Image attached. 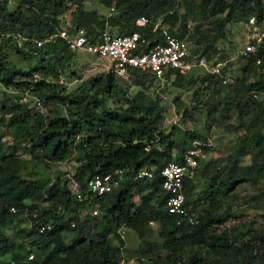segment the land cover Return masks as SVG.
Here are the masks:
<instances>
[{"label": "trees", "instance_id": "trees-1", "mask_svg": "<svg viewBox=\"0 0 264 264\" xmlns=\"http://www.w3.org/2000/svg\"><path fill=\"white\" fill-rule=\"evenodd\" d=\"M66 1L22 0L29 10L26 12L19 7L9 9L6 0H0V83L15 90L29 89L44 104L66 103L69 106L65 114L52 110L43 116L33 112L19 95L8 102L4 100L0 106V127L7 126L13 138L8 150L0 143V264H117L123 257L119 249L123 239L117 229L124 226L141 234L142 228L151 221L160 223L158 233L170 251L175 252L191 244L199 247L183 264H264V253L252 254V245L245 244L241 237L243 231L238 227L234 229L232 239L222 232L206 231L207 224L214 217L209 205L216 202L213 200L215 192L223 191L228 181L229 184L235 179L258 176L261 166L255 160L240 165L233 159L219 182L222 186L216 183L215 189H205L202 193L208 205L197 214L189 206L191 203L196 206L191 192L197 184V171L193 177L185 178L182 187L184 204L198 218V222L194 225L176 224L175 216L166 211L167 193L161 189L158 172L168 161L179 162L182 155L171 157L173 142L176 146L178 142L169 140L167 135L157 130L159 104L142 91H137L124 99L125 107L109 109L104 95L115 96L118 89L112 72L81 81L73 90L65 91L58 78L74 50H69L60 40L38 47L34 42L57 28L71 30L83 27L88 36H97L104 26L114 25L123 33L138 31L147 40V46L152 45L160 39L159 30H152L153 22L162 8H171L172 4L163 2L161 7L162 0H115L120 11L117 15L107 16L84 10L78 3L70 26H67L61 19L67 8ZM103 2L111 5V0ZM201 4L211 7L213 16L214 13H222L228 6L225 0H201ZM238 6L246 7L248 16L256 21L261 19V0H240ZM234 9L229 7L225 16L217 18L211 42L222 35V24L231 19ZM140 15L148 17L150 22L143 26L135 25V19ZM161 20L173 35L186 39L182 29L170 27L176 20L174 10L165 13ZM10 46L27 60L35 58L36 64L28 66V69L9 65L6 50ZM251 53L254 52L247 57ZM133 71L140 76L135 82L137 84L145 75L153 78L147 72ZM169 72L166 71V78ZM173 72L169 82L184 76ZM250 88L264 90V84L252 82L245 87L246 90ZM193 96L197 99V89L193 91ZM115 97L118 99V96ZM159 138L160 141L155 143ZM25 140L29 142L31 153H44L48 161H60L76 147L81 150L75 159L77 165L70 179L72 181L66 183L56 179L42 187L37 178L23 176L20 173L23 166L13 151L16 142ZM187 148L180 150L184 152ZM203 158L198 159L197 170ZM209 165L205 164L202 169L206 170ZM117 168H122L124 175L119 185L89 202L90 207H97L96 214L86 213L80 218L79 210L88 204L77 201L73 189L84 194L88 178ZM141 169L152 171V177L134 178ZM216 178V174L210 176L208 187ZM134 194L139 196L137 203L133 202ZM40 199L50 204L38 206ZM11 206L15 211L9 210ZM21 214H27L31 223L27 229V233L32 234L29 242L34 249L30 259L27 255L31 250L21 252V241L4 228ZM217 216L218 220H222L225 212ZM40 224H48L49 227L39 232L37 227ZM64 232H71L68 240L64 239ZM110 234L118 238L116 245L112 243ZM258 237L263 239L257 234L252 236L254 239Z\"/></svg>", "mask_w": 264, "mask_h": 264}, {"label": "rangeland", "instance_id": "rangeland-1", "mask_svg": "<svg viewBox=\"0 0 264 264\" xmlns=\"http://www.w3.org/2000/svg\"><path fill=\"white\" fill-rule=\"evenodd\" d=\"M6 2L9 9L19 7L29 12L22 0ZM163 2L171 3L172 7L162 8L157 17L161 18L173 10L176 12L174 24L172 26L168 24L172 29L184 31L183 35L188 40L193 57L204 56V65L193 67L186 75L175 78L163 86L148 75L137 84L135 82L140 76L133 70L117 73L111 70L105 57L73 51L68 61H65L67 66L62 69L58 82L65 86V91H71L81 81L112 72L117 80L118 89L115 96H118V99L115 96L104 95L109 109L125 107L124 99L137 91H142L157 102L160 106L157 130L160 134L167 135L169 140L178 142L177 146L173 142L171 157L182 155L183 151L180 148H187L193 142L198 143L205 154L197 170L196 187L191 192L193 198L195 197L196 206L189 204L196 214L208 205L207 198L202 193L205 189H215L216 183L224 178L233 159L240 165L255 160L261 166L258 176L251 179H235L229 184L228 181L223 191L215 192L213 200L216 202L209 205L214 217L207 224L206 231L222 232L232 239L235 236L234 229L238 227L243 231L241 237L245 244L252 245L254 250L252 254L258 252L263 254L264 90L254 88L246 90L245 87L252 82L264 84V0H261L262 17L259 21L248 16L246 7L238 6L240 0H225L228 6L222 13H214L217 17L213 16L211 7L202 6L201 0H162L161 7ZM66 3L67 8L61 14V19L67 26H70V20L75 13L74 8L78 3L84 10L101 15L107 14L110 6L104 4L103 0H67ZM110 3L114 7L113 15H117L120 11L119 6L115 5V0H111ZM229 7L235 8L231 19L223 22L222 35L211 42L216 32L215 21L219 16H225ZM109 27L111 31H121L118 26ZM248 41L256 42L254 53H251L250 57L241 56L239 51ZM6 60L9 65L20 69H28V66L37 62L33 57L28 60L23 58L14 52L12 46L6 50ZM215 62H221L220 74L210 72V66ZM223 77L227 78L224 83ZM195 89L197 99L193 96ZM253 92L255 96L252 95ZM16 95L21 96L20 99L25 97L22 101L27 102L33 112L36 111L43 116H47L52 110L59 114L68 112L69 106L66 103H37L36 94L29 89L15 90L0 83V106L4 100L8 102ZM12 141L9 128L1 126L0 143L8 150ZM159 141L160 138L155 143ZM28 146V140L16 142L13 151L23 166L20 169L23 176L37 178L42 187L50 185L56 179L66 183L72 181L70 179L77 165L75 159L81 150L76 147L62 160L48 161L44 153L35 155L29 151ZM205 164L210 165L203 170ZM213 174H216L217 178L208 187L210 176ZM218 185L222 186L220 183ZM138 201L139 196L134 194L133 202ZM48 204L49 201L41 199L38 201V206ZM220 212H225V218L222 220H218L217 214ZM30 224L28 215L21 214L4 227L8 234L21 241V252L31 250L27 259L32 258L30 253H34L29 242L32 234L27 233ZM159 227L160 223L157 221L148 222L142 228L143 232L139 234L122 226L124 230L122 259L130 261L131 264H183L191 253L197 252L199 247L193 244L175 252L170 251L158 233ZM255 234L263 236V239L252 238ZM70 235L71 232L63 233L65 240H68ZM110 238L113 244L118 243V238L114 234H110ZM218 258H221V254H218Z\"/></svg>", "mask_w": 264, "mask_h": 264}, {"label": "built area", "instance_id": "built-area-1", "mask_svg": "<svg viewBox=\"0 0 264 264\" xmlns=\"http://www.w3.org/2000/svg\"><path fill=\"white\" fill-rule=\"evenodd\" d=\"M114 7L110 5L107 10V16L113 14ZM150 20L144 15L135 19V25L143 26ZM168 25L157 18L153 22L152 30H159L158 41L147 46V40L140 35L138 31L123 33L121 31H111L106 25L97 36H88L83 27H76L71 30L66 28H57L54 32L48 34L42 39H35L36 46L44 43L62 41L69 50L88 52L98 56H103L108 60L111 70L121 73L127 70H138L147 72L163 86L168 83L176 71L178 74L186 75L193 67L204 65V57L195 58L189 51L187 39H180L173 35ZM255 42H247L239 51L241 56H247L255 50ZM144 46V48H143ZM221 62H215L210 66V72L220 74ZM166 71H170L168 78L165 77ZM227 78L223 77L222 82ZM255 96V94L253 93ZM24 97V96H23ZM25 99V97H24ZM22 99V100H24ZM40 101L37 99V103ZM204 157L198 143L193 142L181 156V160L168 161L159 170L161 179V189L167 193L165 198V208L169 214L175 216V223L194 225L198 218L190 212L184 204V193L182 191L183 180L193 177L197 171L198 159ZM153 173L149 170H139L134 178L152 177ZM123 169L117 168L103 174H95L86 180V192L83 194L76 188L73 189L77 201H85L88 206L79 210V214L90 215L97 213L96 206H89L93 198L103 195L116 188L123 179ZM10 211H15L11 206ZM72 225V224H71ZM49 227L48 224H40L37 230L43 231ZM120 238H124V230H117ZM124 244L119 246L121 250ZM117 264H131L130 261L120 259Z\"/></svg>", "mask_w": 264, "mask_h": 264}]
</instances>
